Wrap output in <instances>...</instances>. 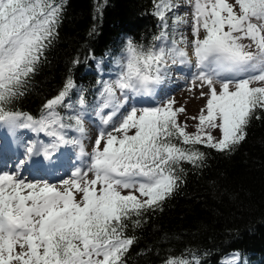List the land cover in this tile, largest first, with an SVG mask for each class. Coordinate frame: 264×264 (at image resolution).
Returning <instances> with one entry per match:
<instances>
[{
	"label": "snow or ice",
	"instance_id": "1",
	"mask_svg": "<svg viewBox=\"0 0 264 264\" xmlns=\"http://www.w3.org/2000/svg\"><path fill=\"white\" fill-rule=\"evenodd\" d=\"M183 3L192 10L191 21L189 13L176 11L181 0H157L154 15L163 23L154 42L146 47L128 38L108 53L118 71L99 82L93 101L69 76L34 117L12 105L46 61L66 5L0 0V125L47 138L26 143L17 137L24 158L16 171L0 172V264H127L136 242L126 234L129 222L139 227L145 213L163 210L184 183L183 163L206 166V154L195 146L234 152L252 121L262 119L264 0ZM189 23L191 39L181 30ZM185 66L195 68L190 82L205 99L192 117L198 120L192 133L179 121L186 109L175 107L173 98L154 107L130 103L154 98L172 69ZM86 116L101 125L90 152ZM66 146L88 158L70 178L52 183L25 176L24 166L34 157L51 161ZM238 260L236 253L229 264ZM164 264H201V258L169 257Z\"/></svg>",
	"mask_w": 264,
	"mask_h": 264
},
{
	"label": "trees",
	"instance_id": "2",
	"mask_svg": "<svg viewBox=\"0 0 264 264\" xmlns=\"http://www.w3.org/2000/svg\"><path fill=\"white\" fill-rule=\"evenodd\" d=\"M156 2L64 0L59 36L26 95L12 107L37 117L69 76L93 101L99 84L87 68L92 59L115 52L128 38L146 47L153 43L162 25L154 15ZM187 125V131L195 132L197 124ZM195 147L206 154V166L183 163L184 183L163 210L145 213L139 227L129 222L126 234L136 242L127 264H164L169 257L181 256L192 260L193 254L201 264H221L232 252L239 253L240 264H264V116L252 121L247 139L234 152Z\"/></svg>",
	"mask_w": 264,
	"mask_h": 264
},
{
	"label": "rangeland",
	"instance_id": "3",
	"mask_svg": "<svg viewBox=\"0 0 264 264\" xmlns=\"http://www.w3.org/2000/svg\"><path fill=\"white\" fill-rule=\"evenodd\" d=\"M181 5H182L181 8L177 9L176 11L180 12L181 14L189 13L187 19L191 21V15H190L192 11L191 8L184 5L183 0H181ZM167 16H168V23H169L170 30H171V23H172L171 18L173 16V13L169 12L167 13ZM181 30L184 31L186 35H188L189 39H191L190 23L189 25L182 26ZM94 69L96 73L98 74L100 81L107 80L110 77L114 78L115 72L118 71V69L114 65V62L109 64V62L106 61L105 59H95ZM194 72H195L194 67H191V68L187 66L174 67L171 71L170 77L167 80H165V82L162 85H160L159 88L157 89V93L154 98L153 97L137 98L133 100L132 102L136 105L141 100L146 101L148 99L150 102H156L155 105H159L160 101L162 100L166 101L168 98H173L176 101L175 107L177 108L184 107L186 109L185 113L180 114L182 115L180 117L181 123L189 122L193 127L196 124H198V120H193L192 117L197 116L200 109L205 104V99L200 97L199 87H196L193 89V86L191 85L190 81H191V77L194 74ZM144 107H149V106H144ZM84 126L87 130V138L84 141L85 149L86 151L90 152L92 149V142L98 135L101 125L99 124V121L94 116L92 119H89V117L86 116ZM195 131H196V128H195ZM30 132L33 133L31 130ZM15 134H16L15 138L20 137L22 138L24 142L27 143L26 135L25 133H23V130L21 131L19 130L15 132ZM35 135H36V141L41 140V139H44L45 141L47 140V138L44 137L43 134H40L39 136L37 134ZM18 147H21V149H24V147L20 144H18ZM57 154L59 155V158L61 159L68 158V160L70 159V161L73 162L72 171L69 172V175L61 177L58 180H53V181L48 180V182H52V183H59L63 179L70 178L71 173L77 168L84 167V161L88 159L87 157H83V158L80 157L78 148L71 147V146L62 147ZM43 160H44L43 156L33 158V162L34 161L42 162ZM5 171L14 172L9 169L8 170L3 169L1 172H5ZM31 180L35 181L36 179H31ZM232 256L233 255H229L227 256L226 259H230V257ZM229 261L227 260L226 263H229Z\"/></svg>",
	"mask_w": 264,
	"mask_h": 264
},
{
	"label": "bare ground",
	"instance_id": "4",
	"mask_svg": "<svg viewBox=\"0 0 264 264\" xmlns=\"http://www.w3.org/2000/svg\"><path fill=\"white\" fill-rule=\"evenodd\" d=\"M20 133V132H19ZM22 133V132H21ZM227 258V257H226ZM224 259V261H223V264H229V263H226L227 262V260L229 261L230 259H231V257H230V259Z\"/></svg>",
	"mask_w": 264,
	"mask_h": 264
}]
</instances>
